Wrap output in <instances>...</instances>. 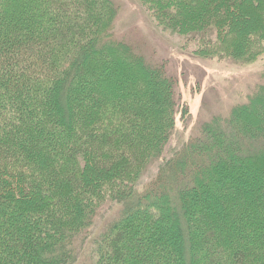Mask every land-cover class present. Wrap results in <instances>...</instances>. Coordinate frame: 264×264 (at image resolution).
<instances>
[{"label": "trees", "instance_id": "obj_1", "mask_svg": "<svg viewBox=\"0 0 264 264\" xmlns=\"http://www.w3.org/2000/svg\"><path fill=\"white\" fill-rule=\"evenodd\" d=\"M138 1L195 59L264 55V0ZM117 16L0 0V264H77L110 206L94 264H264V72L165 155L189 115L178 75L117 40Z\"/></svg>", "mask_w": 264, "mask_h": 264}, {"label": "rangeland", "instance_id": "obj_2", "mask_svg": "<svg viewBox=\"0 0 264 264\" xmlns=\"http://www.w3.org/2000/svg\"><path fill=\"white\" fill-rule=\"evenodd\" d=\"M112 1L118 8L114 37L132 45L152 64L165 62L167 73L178 75V89L189 115L187 119L177 116L176 131L165 155L194 138L201 124L211 116L227 115L262 84L264 55L250 65L232 60L195 59L192 56L195 46L193 39L163 31L138 0ZM154 174L155 169L146 173L141 179V186H146ZM119 211L120 206H110L104 211L92 229L77 264H94L93 242L118 218Z\"/></svg>", "mask_w": 264, "mask_h": 264}]
</instances>
